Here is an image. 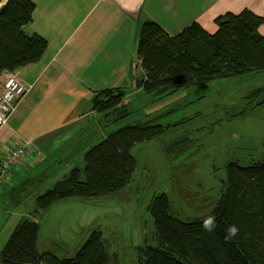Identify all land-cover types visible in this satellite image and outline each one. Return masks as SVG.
Masks as SVG:
<instances>
[{
	"label": "trees",
	"instance_id": "16d2710c",
	"mask_svg": "<svg viewBox=\"0 0 264 264\" xmlns=\"http://www.w3.org/2000/svg\"><path fill=\"white\" fill-rule=\"evenodd\" d=\"M8 1L0 0V7ZM35 9L33 0H14L4 11L0 20V79L4 71H17L44 56L48 40L24 30L33 21ZM215 23V33L194 22L171 36L156 22L143 21L132 64L140 66L142 74L133 76V91L164 96L264 72V36L260 32L264 19L245 9L220 16ZM126 89L96 91L88 112L100 119L102 114L106 126L124 120L131 112L124 103ZM261 93L264 95V87L254 90L250 98L258 99ZM92 114L82 136H105L84 154V168L74 167L36 198L37 219L19 220L0 254V264H111L112 243L101 230L94 231L72 257L61 258L47 248L40 250L39 218L62 201L102 199L125 190L137 168L133 147L160 137L166 128L138 123L96 134L102 125ZM164 150L174 153L175 148ZM41 182L34 180L24 185L23 191ZM149 213L154 222L153 245L137 247L138 264H264V159L249 166L230 163L225 190L215 207L200 218L184 221L173 215L166 193L154 197ZM208 216L215 217L212 231L202 226ZM232 225L238 232L228 236L227 229Z\"/></svg>",
	"mask_w": 264,
	"mask_h": 264
},
{
	"label": "rangeland",
	"instance_id": "374dc122",
	"mask_svg": "<svg viewBox=\"0 0 264 264\" xmlns=\"http://www.w3.org/2000/svg\"><path fill=\"white\" fill-rule=\"evenodd\" d=\"M7 4L9 1L0 7V14ZM142 17L141 13V24ZM261 87L264 72L257 71L164 96L133 91V86H128L124 103L131 111L129 116L109 126L104 123L96 134L138 123L162 125L164 133L133 147L137 168L131 184L119 194L62 201L49 213L41 214L44 246L61 258L72 257L94 231L101 230L112 243L111 264H138L137 247L153 245L154 222L149 206L156 195L166 193L173 215L184 221L209 213L226 188L230 163L249 166L264 159V103L259 104L264 95L250 98ZM82 128L85 131L89 126L84 124ZM169 147L175 148L174 153L164 150ZM72 163L84 168L85 157H76ZM66 164V160L58 164L50 159L30 168L28 171L35 175L44 171L46 176L28 192L18 186L19 179H14L13 187H18L0 202V254L20 219H37L36 198L63 177Z\"/></svg>",
	"mask_w": 264,
	"mask_h": 264
},
{
	"label": "crops",
	"instance_id": "0c3cea01",
	"mask_svg": "<svg viewBox=\"0 0 264 264\" xmlns=\"http://www.w3.org/2000/svg\"><path fill=\"white\" fill-rule=\"evenodd\" d=\"M33 1V21L24 30L28 35L46 38L48 48L40 61L14 71L30 91L0 130V144L6 151L21 141L28 145L30 155L12 169L1 188L0 202L14 188L46 176L44 171L35 175L28 171L30 168L50 159L58 164L66 160L61 173L64 176L74 168L76 157L83 158L105 136H82V127L90 124L88 115L92 113L88 109L95 90L128 88L133 86V76L142 74L140 66L132 65L136 61L141 13L144 21L150 18L171 36L194 22L215 33L218 17L244 9L264 17V0ZM4 14H0V20ZM260 32L264 36V26ZM6 73L1 75L0 95ZM94 116L103 125V120ZM14 179H19L18 186L13 187ZM43 231L42 224L38 247L44 249L48 247L44 246Z\"/></svg>",
	"mask_w": 264,
	"mask_h": 264
},
{
	"label": "built area",
	"instance_id": "2783aa9c",
	"mask_svg": "<svg viewBox=\"0 0 264 264\" xmlns=\"http://www.w3.org/2000/svg\"><path fill=\"white\" fill-rule=\"evenodd\" d=\"M3 92L0 95V130L8 123L17 103L30 91L28 84L22 81L14 72L5 74ZM30 155L28 145L21 141L4 150L0 144V190L8 180L12 169L28 159Z\"/></svg>",
	"mask_w": 264,
	"mask_h": 264
},
{
	"label": "clouds",
	"instance_id": "9594fccd",
	"mask_svg": "<svg viewBox=\"0 0 264 264\" xmlns=\"http://www.w3.org/2000/svg\"><path fill=\"white\" fill-rule=\"evenodd\" d=\"M202 226L206 231H212L215 227V217L214 216H208L203 219ZM238 232V229L235 225L229 226L227 229L228 236H234Z\"/></svg>",
	"mask_w": 264,
	"mask_h": 264
},
{
	"label": "bare ground",
	"instance_id": "6f19581e",
	"mask_svg": "<svg viewBox=\"0 0 264 264\" xmlns=\"http://www.w3.org/2000/svg\"><path fill=\"white\" fill-rule=\"evenodd\" d=\"M13 1H14V0H11V1L9 2V4H7V8L10 7V5L12 4Z\"/></svg>",
	"mask_w": 264,
	"mask_h": 264
},
{
	"label": "water",
	"instance_id": "95a60500",
	"mask_svg": "<svg viewBox=\"0 0 264 264\" xmlns=\"http://www.w3.org/2000/svg\"><path fill=\"white\" fill-rule=\"evenodd\" d=\"M11 1V0H10ZM13 3V2H12Z\"/></svg>",
	"mask_w": 264,
	"mask_h": 264
}]
</instances>
